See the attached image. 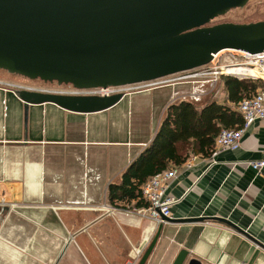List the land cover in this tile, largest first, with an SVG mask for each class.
Returning <instances> with one entry per match:
<instances>
[{
  "label": "crops",
  "instance_id": "obj_1",
  "mask_svg": "<svg viewBox=\"0 0 264 264\" xmlns=\"http://www.w3.org/2000/svg\"><path fill=\"white\" fill-rule=\"evenodd\" d=\"M221 85V93L209 85L195 95L189 83L127 89L116 105L92 113L27 103L0 85V246L4 230L18 229L8 254L21 264H138L163 223L146 264H172L181 250L189 252L184 264H264V168L249 164L264 159V119L244 131L239 149L189 157L193 165H182L168 190L181 198L170 221L154 223L135 200L109 199L170 104L234 105Z\"/></svg>",
  "mask_w": 264,
  "mask_h": 264
},
{
  "label": "water",
  "instance_id": "obj_2",
  "mask_svg": "<svg viewBox=\"0 0 264 264\" xmlns=\"http://www.w3.org/2000/svg\"><path fill=\"white\" fill-rule=\"evenodd\" d=\"M249 0H0V68L76 89L152 82L207 65L213 54L264 52V20L211 24ZM27 103L92 113L124 97L18 90ZM164 221L171 217L162 215ZM245 235L247 232L224 218ZM160 224L138 264H146ZM181 250L172 264H184ZM188 264H202L192 258Z\"/></svg>",
  "mask_w": 264,
  "mask_h": 264
},
{
  "label": "trees",
  "instance_id": "obj_3",
  "mask_svg": "<svg viewBox=\"0 0 264 264\" xmlns=\"http://www.w3.org/2000/svg\"><path fill=\"white\" fill-rule=\"evenodd\" d=\"M231 72L249 76H221L231 102L238 103L264 88V80L254 78L260 76L255 69L236 67ZM243 123L238 110L215 100L203 105L191 100L170 104L153 141L127 168L121 183L111 184V203L135 200L137 207L149 206L142 195L143 184L158 173L184 165L192 154L212 156L220 131L241 128Z\"/></svg>",
  "mask_w": 264,
  "mask_h": 264
},
{
  "label": "built area",
  "instance_id": "obj_4",
  "mask_svg": "<svg viewBox=\"0 0 264 264\" xmlns=\"http://www.w3.org/2000/svg\"><path fill=\"white\" fill-rule=\"evenodd\" d=\"M227 52L229 56H226ZM240 57V58H238ZM235 64H245L247 66H253L259 68L260 71H264V52L262 53H249L247 51L237 49H223L215 54L207 65L184 71L175 75L173 78H161L152 82L141 83L132 86H126L125 89H132L143 86H157L162 84L171 83H189L193 86L192 94L198 93L200 88H204L209 85H216L222 75H234L239 77H249L246 74L233 73L229 71V67ZM254 77V76H251ZM264 79V76H258ZM255 78V77H254ZM0 85H8L12 87V90L27 89L31 91H43V92H59V93H71V94H113L116 92H122L123 87H111L107 89H38L33 87H25L23 85H17L14 83L3 82L0 80ZM21 88V89H18ZM233 107L238 110L244 119L243 126L241 128H223L216 137L215 150L216 152L224 150H237L242 145V136L244 131L249 128L256 120L264 119V88H259L252 97H247L238 103H234ZM194 158L189 159L184 166L191 167L193 165ZM212 163H216L213 160ZM249 164L255 168L258 172L264 168V159L251 161ZM180 167H173L169 170L163 171L151 177L142 186V195L149 202V206L138 209L142 215H145L156 223L160 224L163 221L162 215L165 217H171L172 205L176 204L181 198H176L168 194V190L174 180H176L180 174ZM127 264H134V260H130Z\"/></svg>",
  "mask_w": 264,
  "mask_h": 264
},
{
  "label": "rangeland",
  "instance_id": "obj_5",
  "mask_svg": "<svg viewBox=\"0 0 264 264\" xmlns=\"http://www.w3.org/2000/svg\"><path fill=\"white\" fill-rule=\"evenodd\" d=\"M264 20V0H249V2L243 6L231 9L226 14L217 17L214 19L211 24H217L222 22H236V23H249V22H256ZM226 56H229V53L227 52ZM240 58V57H238ZM0 74L6 76L9 80V82H12L17 85H23L25 87H33L38 89H72L68 85H58L57 82H42L40 79H29L25 76L19 75V74H13L9 73L8 71L0 68ZM239 77V76H238ZM259 78V77H255ZM221 82H224V78L220 77L218 83L216 84L217 88L216 91L219 89V93L222 91V85ZM126 87H123L121 90L125 94L127 93ZM21 89V88H18ZM137 90V89H135ZM134 91V90H132ZM215 91V90H213ZM221 96H219V99ZM3 240L1 241L3 245L0 246V264H21L17 260L18 256H12V254L9 253V247L10 249L13 248L10 244V241L13 237H22V234L20 233V230L18 229H6L3 233Z\"/></svg>",
  "mask_w": 264,
  "mask_h": 264
},
{
  "label": "bare ground",
  "instance_id": "obj_6",
  "mask_svg": "<svg viewBox=\"0 0 264 264\" xmlns=\"http://www.w3.org/2000/svg\"><path fill=\"white\" fill-rule=\"evenodd\" d=\"M236 67H238V68H244V69H255V70H257V72H258L259 75L261 76V73L259 72V71H260L259 68H257V67H253V66H247V65H245V64H235L234 66L229 67V71L231 72V69H232V68H236ZM258 70H259V71H258Z\"/></svg>",
  "mask_w": 264,
  "mask_h": 264
},
{
  "label": "flooded vegetation",
  "instance_id": "obj_7",
  "mask_svg": "<svg viewBox=\"0 0 264 264\" xmlns=\"http://www.w3.org/2000/svg\"><path fill=\"white\" fill-rule=\"evenodd\" d=\"M58 84V83H57ZM59 85V84H58ZM69 86V85H68ZM71 87V86H70Z\"/></svg>",
  "mask_w": 264,
  "mask_h": 264
}]
</instances>
